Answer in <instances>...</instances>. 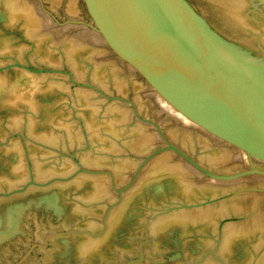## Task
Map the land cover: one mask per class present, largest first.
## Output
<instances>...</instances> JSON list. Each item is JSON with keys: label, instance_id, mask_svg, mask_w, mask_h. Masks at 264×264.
Masks as SVG:
<instances>
[{"label": "water", "instance_id": "95a60500", "mask_svg": "<svg viewBox=\"0 0 264 264\" xmlns=\"http://www.w3.org/2000/svg\"><path fill=\"white\" fill-rule=\"evenodd\" d=\"M0 264H264V0H0Z\"/></svg>", "mask_w": 264, "mask_h": 264}, {"label": "rangeland", "instance_id": "374dc122", "mask_svg": "<svg viewBox=\"0 0 264 264\" xmlns=\"http://www.w3.org/2000/svg\"><path fill=\"white\" fill-rule=\"evenodd\" d=\"M188 5L190 4L191 0H184Z\"/></svg>", "mask_w": 264, "mask_h": 264}]
</instances>
